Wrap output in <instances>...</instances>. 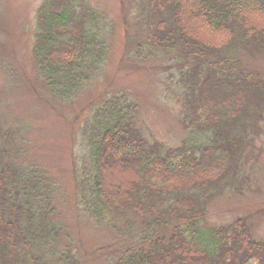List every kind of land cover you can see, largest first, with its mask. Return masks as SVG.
Instances as JSON below:
<instances>
[{
	"label": "trees",
	"instance_id": "16d2710c",
	"mask_svg": "<svg viewBox=\"0 0 264 264\" xmlns=\"http://www.w3.org/2000/svg\"><path fill=\"white\" fill-rule=\"evenodd\" d=\"M146 8L132 14L139 24L145 18L135 56L175 51L195 60L177 92L187 137L176 147L146 144L136 101L121 94L96 101L80 127L74 212L97 227L119 217L128 227V212L143 222L136 243L111 264H264V242L252 239L243 219L201 228L204 194L219 189L240 155L237 127L253 119L250 109L264 110V79L242 65L264 57V0H148ZM105 26V15L84 0H42L32 54L54 97L65 100L87 79V52L104 63L106 43L96 37ZM16 157L0 149V264H81L69 237L58 247L64 226L55 185Z\"/></svg>",
	"mask_w": 264,
	"mask_h": 264
},
{
	"label": "rangeland",
	"instance_id": "374dc122",
	"mask_svg": "<svg viewBox=\"0 0 264 264\" xmlns=\"http://www.w3.org/2000/svg\"><path fill=\"white\" fill-rule=\"evenodd\" d=\"M41 2L0 0V136H9L0 140V149L37 165L55 185L54 202L64 226L58 247L68 244L65 237H69L81 264H111L122 250L136 243L143 222L128 212V227L122 217L114 220V228L107 222L97 227L87 216L74 212L72 169L76 167L79 173L85 153L81 124L90 116L92 104L121 94L137 102L134 121L146 144L179 146L187 136L178 84L180 74L192 68L195 60L175 51L141 59L135 56V47L146 39L145 18L139 24L132 14L145 13L148 0H84L106 17L105 31L96 37L106 43L104 63L98 65L95 55L87 52L85 62L91 66L87 79L60 100L38 73L32 54ZM242 65L264 79V57L247 56ZM259 111L250 109L253 119L237 127L240 155L219 189L204 194L208 204L201 228L243 219L252 239L264 242V110L260 115Z\"/></svg>",
	"mask_w": 264,
	"mask_h": 264
}]
</instances>
